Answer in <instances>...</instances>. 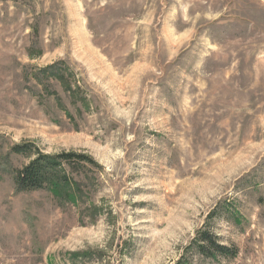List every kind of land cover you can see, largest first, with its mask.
Instances as JSON below:
<instances>
[{"label": "rangeland", "instance_id": "374dc122", "mask_svg": "<svg viewBox=\"0 0 264 264\" xmlns=\"http://www.w3.org/2000/svg\"><path fill=\"white\" fill-rule=\"evenodd\" d=\"M0 264H264V0H0Z\"/></svg>", "mask_w": 264, "mask_h": 264}, {"label": "trees", "instance_id": "16d2710c", "mask_svg": "<svg viewBox=\"0 0 264 264\" xmlns=\"http://www.w3.org/2000/svg\"><path fill=\"white\" fill-rule=\"evenodd\" d=\"M12 153L29 155L35 152L32 146L16 145L11 148ZM91 161L82 156L72 153L58 155H45L38 151L24 167L16 172L15 184L19 191H35L54 187L67 181L66 167L73 168L81 162ZM196 252L205 258H233L237 255L236 249L227 247L217 241V237L208 229L199 231L194 239Z\"/></svg>", "mask_w": 264, "mask_h": 264}]
</instances>
